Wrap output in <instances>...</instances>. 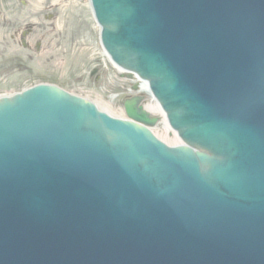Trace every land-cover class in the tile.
Segmentation results:
<instances>
[{
	"label": "water",
	"instance_id": "1",
	"mask_svg": "<svg viewBox=\"0 0 264 264\" xmlns=\"http://www.w3.org/2000/svg\"><path fill=\"white\" fill-rule=\"evenodd\" d=\"M182 145L39 84L0 98V264H264V0H89Z\"/></svg>",
	"mask_w": 264,
	"mask_h": 264
},
{
	"label": "rangeland",
	"instance_id": "2",
	"mask_svg": "<svg viewBox=\"0 0 264 264\" xmlns=\"http://www.w3.org/2000/svg\"><path fill=\"white\" fill-rule=\"evenodd\" d=\"M2 4L0 10L7 21L17 23L21 29L28 26L47 28L50 39L40 40L41 56L20 61L25 68L0 88L1 93H19L39 83L53 84L89 99L97 107L107 105L108 113L126 116L123 102L134 95L133 89L137 90L140 83L120 72L105 55L89 0H4ZM46 43L52 49L50 60L43 54ZM10 50L19 49L7 51ZM92 72L95 73L92 75ZM5 73L7 71H3ZM144 98L147 103L148 96ZM160 120L151 132L172 146Z\"/></svg>",
	"mask_w": 264,
	"mask_h": 264
},
{
	"label": "flooded vegetation",
	"instance_id": "3",
	"mask_svg": "<svg viewBox=\"0 0 264 264\" xmlns=\"http://www.w3.org/2000/svg\"><path fill=\"white\" fill-rule=\"evenodd\" d=\"M3 2L4 0H0V5H3ZM46 38L50 39L47 28L28 26L21 29L17 23L7 21V16L0 10V88L7 85L9 80L20 75L21 68H25L20 64L22 59L31 60L34 56L42 55L40 40ZM9 48L19 50L7 51ZM46 48L43 54L47 60H50L52 49L48 43H46ZM3 71H7V73L3 74ZM12 94L0 92V96Z\"/></svg>",
	"mask_w": 264,
	"mask_h": 264
},
{
	"label": "bare ground",
	"instance_id": "4",
	"mask_svg": "<svg viewBox=\"0 0 264 264\" xmlns=\"http://www.w3.org/2000/svg\"><path fill=\"white\" fill-rule=\"evenodd\" d=\"M121 71V70H120ZM140 91L144 92V93H147L148 94V102L145 103L144 105V109L146 112L148 113H151L153 115H157V116H160L161 117V120H160V123L162 124L163 126V130H164V133L165 135L170 138L169 141L171 142L172 146L170 145H167L166 143H164L165 145H167L168 147H175V146H179V145H182V142L180 140V138L178 137L177 133L175 131H173L171 129V127L169 126L168 122H167V119H166V116L164 114V112L162 111L159 103L157 102V100L155 98H153V96H151L150 94V91L148 89V84L146 82H142L140 84ZM98 105V104H97ZM98 109L106 114H108L109 116L111 117H114V118H123L124 119V115H113L111 112L108 113L107 111V105H104V104H101V105H98ZM153 134V132H152ZM154 135V134H153ZM155 136V135H154ZM156 137V136H155ZM157 138V137H156ZM158 139V138H157ZM159 140V139H158ZM168 142V143H170Z\"/></svg>",
	"mask_w": 264,
	"mask_h": 264
}]
</instances>
